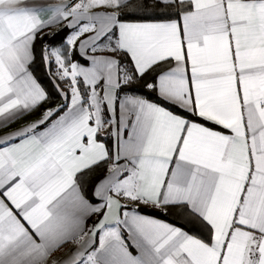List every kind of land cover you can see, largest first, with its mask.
<instances>
[{"label":"snow or ice","instance_id":"obj_1","mask_svg":"<svg viewBox=\"0 0 264 264\" xmlns=\"http://www.w3.org/2000/svg\"><path fill=\"white\" fill-rule=\"evenodd\" d=\"M0 264H264V0H0Z\"/></svg>","mask_w":264,"mask_h":264},{"label":"crops","instance_id":"obj_2","mask_svg":"<svg viewBox=\"0 0 264 264\" xmlns=\"http://www.w3.org/2000/svg\"><path fill=\"white\" fill-rule=\"evenodd\" d=\"M56 30H57V29H52L51 31H56ZM37 116H38V114H37ZM37 116L28 117L27 119H25V120H23V121H20V122L17 123V124H13L11 127H9L8 129H6L5 131H11V130H13V129H15V128H18V127L21 126V124H23V123H27V122H29L30 120H34V119H36ZM89 224H91V221H89Z\"/></svg>","mask_w":264,"mask_h":264},{"label":"trees","instance_id":"obj_3","mask_svg":"<svg viewBox=\"0 0 264 264\" xmlns=\"http://www.w3.org/2000/svg\"><path fill=\"white\" fill-rule=\"evenodd\" d=\"M57 31V30H56ZM37 75L40 76L41 80L44 81V83L47 85V78L43 76L42 73H37ZM49 88L51 87L50 85H47Z\"/></svg>","mask_w":264,"mask_h":264}]
</instances>
